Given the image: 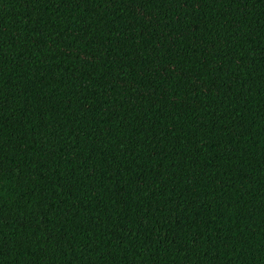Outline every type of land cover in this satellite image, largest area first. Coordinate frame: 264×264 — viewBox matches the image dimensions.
Here are the masks:
<instances>
[{"label": "trees", "instance_id": "1", "mask_svg": "<svg viewBox=\"0 0 264 264\" xmlns=\"http://www.w3.org/2000/svg\"><path fill=\"white\" fill-rule=\"evenodd\" d=\"M0 264H264V0H0Z\"/></svg>", "mask_w": 264, "mask_h": 264}]
</instances>
